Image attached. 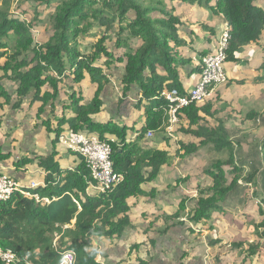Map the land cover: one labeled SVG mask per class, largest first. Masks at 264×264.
<instances>
[{
	"label": "trees",
	"instance_id": "16d2710c",
	"mask_svg": "<svg viewBox=\"0 0 264 264\" xmlns=\"http://www.w3.org/2000/svg\"><path fill=\"white\" fill-rule=\"evenodd\" d=\"M38 1L47 9L51 8L47 38L41 44L35 42L30 20L12 14L13 0H0V111L5 105L19 109L25 99L31 105L40 103L38 115L47 105L54 109L59 102V84L68 87L65 81L68 78L72 79V84H79L88 77L96 89L83 101L70 86L68 103L61 104V116L55 126L52 127L48 118L42 120L47 132L53 134V150L39 160V165L47 172L46 184L33 192L50 198L51 202H37L15 193L0 204V248L11 249L17 255L12 264H58L60 252L66 249L75 252L76 264H100L91 237L119 236L130 225L128 199L144 195L142 185L152 182L161 167L173 159L167 149L148 147L144 136L148 130H166L168 101L160 96L161 92L172 88L185 92L180 71L192 59L177 51L185 44L179 36V27L184 23L176 12L177 7L184 5L186 15L192 14V8H206L228 22L230 38L226 62H237L243 46L258 42L264 36V7L258 0ZM94 28L104 30H100L97 40L91 43L92 50H81L80 36L91 34ZM107 38L114 39L115 46L123 48L115 58L104 46ZM102 56L106 67L113 63L120 65L123 96L134 87L138 91L135 106L143 107L145 120L132 141L127 139L130 129L126 125H119L113 119L98 122L93 118L102 110L101 93L109 82L108 74L97 62ZM8 79L14 84L12 92L3 83ZM211 108L210 102L190 103L178 112V131L199 139L198 144L179 140L182 156L206 144H212L217 152L227 153L226 158L215 160L204 170L211 184L199 189L197 197L193 198L190 220L200 223L219 211L235 230L247 225L243 239L235 238L232 242L237 248L247 244L243 251L239 248V260L233 263L242 261L244 264L251 261V257L264 260V210L258 205L257 213L262 215V220L248 225L251 214L244 209L249 200L242 195L247 186H255V196L258 194L264 204V141L262 161L247 162L250 169L243 179L246 184H241L239 179L245 160L240 151L234 150L231 131L222 122L215 127L204 123L206 116L213 115ZM254 116L256 112L251 111L249 117ZM260 124L264 125V116L260 117ZM67 130L108 140L114 170L121 173V181L106 192L90 195L86 191L89 172L79 155L76 154L80 162L74 170L61 169L55 161L54 148L59 135ZM1 154L0 147V160L9 157ZM174 155H179L178 149ZM225 166H229L233 174L229 181ZM258 186L262 187L261 193ZM184 203L182 199L179 211L184 209Z\"/></svg>",
	"mask_w": 264,
	"mask_h": 264
},
{
	"label": "crops",
	"instance_id": "0c3cea01",
	"mask_svg": "<svg viewBox=\"0 0 264 264\" xmlns=\"http://www.w3.org/2000/svg\"><path fill=\"white\" fill-rule=\"evenodd\" d=\"M262 6L264 7V4ZM185 11L184 5H179V10L176 11L184 23L179 27V36L185 44L178 47V49H180V54L191 59L192 57L199 58L212 51L225 21L222 20L220 15H215L206 8H192L190 10L191 15H186ZM257 43L264 46V36L258 42L243 46L238 62H243V55H248V53H245ZM246 60L248 59L245 58ZM228 68L232 69L230 62L225 63V71L227 75H230L232 73ZM118 70L120 77L122 74L121 67H118ZM180 79L184 90L197 82L199 69L195 60L192 59L189 65L181 69ZM4 84L7 87L6 81ZM130 93L135 94L134 98L138 97V91L135 87L132 88ZM9 106L11 107V105ZM133 106L136 108L135 103ZM137 109L127 110L128 122L120 120L122 125L124 124L130 129L127 136L129 141L137 137V131L145 120L144 111L139 112L140 108ZM101 113L102 110L93 118L98 122L110 120L109 117L102 118ZM70 115L71 113H67V116ZM60 116L61 110L58 116L56 114L51 117L52 127L55 126ZM36 118L35 115L28 116L27 114L22 117L16 111H13L9 118L6 115V119H3L8 125L5 128H0L1 155H9L7 159L0 160V173L7 174L26 186L34 182L36 183L35 188L44 187L46 184L45 176L47 172L39 165V160L45 158L53 150L51 141L53 134L47 132L41 121L36 122ZM178 132V137L181 140L185 139L183 136L194 137ZM155 133L153 138L150 137L152 140L147 142L146 139L150 138H147L145 134L144 143L148 147L168 149L173 159L171 163L161 167L160 173L152 182L142 185L144 195L132 196L128 199L130 225L119 236L112 238L91 237L98 252L96 260L100 264H138L139 262L141 264H234L233 261L239 260V252L243 251L247 244L243 243V246L239 247L241 251L239 248L236 252L232 251L229 258H220L218 255H213L211 250L220 245L221 242L218 239L210 238L207 240L203 238L208 231L206 230V222L192 223L186 221V210L179 211L180 201L183 199L184 202L193 204L192 197L194 196L191 195V191L194 189L196 192V189L199 190L203 186L196 185L191 189L189 186H185L187 187L185 188L183 186L177 187L178 183L173 184L172 178L176 176L175 174L170 176L169 173L175 163V149L172 152V146L162 147L164 146L162 136L159 137V134L163 131H155ZM110 139L114 140L112 136H110ZM54 150L57 152L55 161L63 170L72 171L80 162V158L75 153L64 148L59 142L55 145ZM24 159L28 161L23 163V161H26ZM175 182H178V179ZM86 191L90 195L98 194L97 190L91 185H88ZM187 222L189 224H186ZM221 223L223 221H219V224ZM192 224V227L189 226ZM224 225L226 236H228L229 242L231 241V245L235 238L243 239L241 237H243L246 230L245 225L243 228L236 230L231 222H225ZM240 233H242L241 236H239ZM133 246H136V248L131 249ZM259 261L257 264H264L261 262L264 260ZM244 264L255 263L253 260H248Z\"/></svg>",
	"mask_w": 264,
	"mask_h": 264
},
{
	"label": "rangeland",
	"instance_id": "374dc122",
	"mask_svg": "<svg viewBox=\"0 0 264 264\" xmlns=\"http://www.w3.org/2000/svg\"><path fill=\"white\" fill-rule=\"evenodd\" d=\"M258 4L262 6V4H264V0H258ZM178 10L179 6L176 11ZM50 11L51 8L47 9L45 5L41 4L38 0H13L11 8L13 15L27 21L30 20V23H32V31L35 42H38L39 44L46 41L50 24L48 21ZM100 30L103 31L104 28H94L91 34L80 36L79 48L87 51L92 50V48L90 49V45L97 40L100 35ZM104 46L114 55V58L120 55L123 51L122 47L115 46L114 39L111 38L106 39ZM179 50L180 49H177L178 52ZM247 53L248 55H243V62H238L239 59L237 62H230L232 69H228L232 74L227 75V81L216 86L211 97L201 103L204 104V102H210L212 104L211 111L213 112V115L205 117L204 123L206 125L209 127H215L219 122H222L225 127L231 131L230 140L233 144V148L236 152L240 151V156L245 160L242 177L239 179L240 183L243 185L246 184L243 179L247 178L248 169H250L247 162L262 161L261 146L264 141V125L260 124V117L264 116V67H262L264 63V46L258 43L254 44L253 47L248 49L245 54ZM245 58L248 60L245 61ZM104 60L105 59L102 56L97 61L103 67V71L107 74L109 73V82L101 93L103 102L101 117H109L119 125H122V123H120L121 121L126 120L128 122L127 110H132V108L133 110H136L133 105L137 102L138 98H134L135 94L130 92L127 96L122 95V84L118 73V67L120 65L113 63L109 65V67H106L103 63ZM1 74L2 73L0 72V75ZM5 81L8 90L12 92L14 87L12 80H3V83H5ZM65 81L68 84V87H66L63 83L59 84L60 92L57 99L59 102L55 103L54 109L51 108V105H47L44 107L42 114L38 115L37 109L40 103L29 105L28 99L24 100L19 109H13L9 105H5L3 110L0 112V128H5V126L8 125H6V122L3 119H6V115L9 118L13 111H16L18 115H21L22 117L25 114L28 116L35 115L37 116L36 122L38 123L47 118L51 120V117L56 114L58 116L61 110V104L68 102L67 93H70L72 89L70 86L74 88L76 95H81L83 101L88 100L96 89L95 84L88 83V77L79 84H72V79L69 78ZM142 108L143 107L141 106L139 112L143 111ZM251 111L256 112V116L253 118L249 117V113ZM178 123L170 129L163 131V133H158L159 137L162 136V144L164 145L162 147L168 148L172 146V152L174 149H178L179 155L175 156L174 166L171 167L169 173L170 176L172 174H175L176 176L172 178V182L173 184L178 183L177 187L189 186L191 189L196 185L203 187L208 186L211 184V178L205 175L204 170L209 168L215 160L224 157L226 158L227 153L217 152L213 149L212 144H206L194 153L182 156L183 151H179V140L181 139L178 137ZM154 133L155 131L153 132V136ZM155 135L157 134L155 133ZM183 137L185 138L183 140L186 142H196L195 144H198L199 142V139L195 137ZM152 138L146 139V142L152 140ZM166 138H168V141ZM224 170L227 173V180H231V176L233 174L230 172V167L225 166ZM176 178L178 179V182H175L177 180ZM256 181H258V184L261 185L259 177L256 178ZM261 189L262 187H257L258 193H261ZM255 190V186H247L242 193V195L246 196L249 200L248 205H251H247L244 209V211L251 214L248 225L255 224L262 220V215L258 214L257 210L258 205L262 207V210H264V204L259 201L258 194L255 196ZM191 192V195L194 196L192 198L195 199L198 195V189H196V192L194 189ZM184 204L186 205V207H184L186 210L185 220L193 223L189 217L193 210V204L189 202H185ZM240 212L242 213L241 210ZM262 214L264 216V213ZM219 221H223V223L219 224ZM205 222L206 230L208 231L203 238L207 240L210 238L218 239L221 242L220 245H217L211 250L213 255H218L220 258H229L232 251H238L237 246L233 244L231 245V241L229 242L228 236H226L224 223L229 222L227 218L221 215L219 211H215L209 219L204 220V223ZM186 224L189 223L187 222ZM189 226L192 227L193 224ZM131 249H133V247ZM251 260H253L255 264L260 262L256 258H251ZM261 262L264 263V261Z\"/></svg>",
	"mask_w": 264,
	"mask_h": 264
},
{
	"label": "built area",
	"instance_id": "2783aa9c",
	"mask_svg": "<svg viewBox=\"0 0 264 264\" xmlns=\"http://www.w3.org/2000/svg\"><path fill=\"white\" fill-rule=\"evenodd\" d=\"M229 38L230 26L225 21L212 51L199 58L192 57L199 69L197 82L187 88L184 93H180L175 88L164 89L161 92L160 96L168 101L166 130L178 123V112L181 108L190 103L201 104L211 97L216 86L227 81L225 63ZM152 136L153 131L148 130L146 137L150 138ZM58 142L70 152L81 157L89 172L88 184L97 190L98 194L106 192L121 181V173L114 170L111 157L112 151L108 140H102L97 135H87L74 130H67L59 135ZM35 187L36 183L34 182L26 186L9 175L0 173V204L10 199L15 193L32 197L37 202H51L50 198L41 197L38 193H34ZM16 259L17 255L11 249L0 248V262L12 264ZM58 264H76L75 252L70 249L61 251Z\"/></svg>",
	"mask_w": 264,
	"mask_h": 264
}]
</instances>
